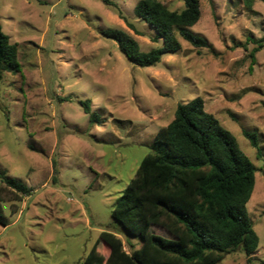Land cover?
I'll list each match as a JSON object with an SVG mask.
<instances>
[{
  "label": "rangeland",
  "instance_id": "rangeland-1",
  "mask_svg": "<svg viewBox=\"0 0 264 264\" xmlns=\"http://www.w3.org/2000/svg\"><path fill=\"white\" fill-rule=\"evenodd\" d=\"M109 1L116 8L101 0H0V27L17 45L21 65L0 81V171L32 191L17 199L0 182L8 222L0 226V264H83L103 231L127 251L111 218L115 201L178 104L195 98L257 169L247 211L258 250L249 263L236 251L218 264H264V4L256 0L247 9L242 0H199L191 30L211 50L180 40L179 52L140 68L101 31L121 29L144 52L161 41L154 43V30L135 16L139 0ZM158 1L171 11L183 7L180 0ZM85 100L99 124L84 114ZM243 131L257 134L260 157ZM128 240L141 246L138 236ZM100 254L107 258V247Z\"/></svg>",
  "mask_w": 264,
  "mask_h": 264
},
{
  "label": "trees",
  "instance_id": "trees-1",
  "mask_svg": "<svg viewBox=\"0 0 264 264\" xmlns=\"http://www.w3.org/2000/svg\"><path fill=\"white\" fill-rule=\"evenodd\" d=\"M105 5L115 7L109 0ZM182 9L171 11L158 0H139L135 16L147 24L161 46L147 52L125 31L110 29L101 35L115 41L127 61L140 68L153 67L164 55L181 50L180 40L196 49L211 47L194 33L200 19L199 0H180ZM256 0H242L251 9ZM264 4V0H257ZM264 40V39H263ZM249 57L255 62V52ZM21 65L17 45L9 41L0 27V81L4 73L18 74ZM89 122L99 124V117L90 110V101H80ZM243 136L261 156L257 134L243 131ZM53 184L57 181L56 161L52 160ZM257 169L239 149L235 137L204 109L201 98L178 104L173 120L161 128L141 160L135 177L115 201L111 218L125 234L123 242L111 232H101L83 264H218L224 255L242 251L251 262L258 250L259 237L248 216L247 204L253 193ZM0 182L19 197L30 196L25 184L0 171ZM0 198V226H7V217ZM164 230L170 238L151 231ZM130 236H138L141 246L134 248ZM107 247L104 258L100 249Z\"/></svg>",
  "mask_w": 264,
  "mask_h": 264
}]
</instances>
